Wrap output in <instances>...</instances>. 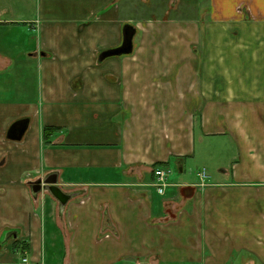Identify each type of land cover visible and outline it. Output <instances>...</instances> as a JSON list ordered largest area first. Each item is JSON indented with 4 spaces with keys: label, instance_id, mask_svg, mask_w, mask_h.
Segmentation results:
<instances>
[{
    "label": "crops",
    "instance_id": "obj_1",
    "mask_svg": "<svg viewBox=\"0 0 264 264\" xmlns=\"http://www.w3.org/2000/svg\"><path fill=\"white\" fill-rule=\"evenodd\" d=\"M2 239L0 264H264V0H0Z\"/></svg>",
    "mask_w": 264,
    "mask_h": 264
},
{
    "label": "water",
    "instance_id": "obj_2",
    "mask_svg": "<svg viewBox=\"0 0 264 264\" xmlns=\"http://www.w3.org/2000/svg\"><path fill=\"white\" fill-rule=\"evenodd\" d=\"M135 28L133 25L127 23L123 25L122 27V41L121 44L117 47L106 49L102 51L98 58L100 60L110 57V56H119V55H125L132 52L133 48V36L135 34ZM27 119H19L11 124V126L8 128L7 131V137L13 140H19L26 127H27ZM43 184H45V188L54 196V198L61 204L64 205L66 201L70 198L71 195L63 192L59 186L57 185V180L54 178L53 175H50L49 177L45 178L43 181ZM41 180H38L34 182L31 186L32 192L37 193L41 189ZM9 237V236H8ZM7 237V238H8ZM6 242V239H2L0 241V247L2 244Z\"/></svg>",
    "mask_w": 264,
    "mask_h": 264
},
{
    "label": "built area",
    "instance_id": "obj_3",
    "mask_svg": "<svg viewBox=\"0 0 264 264\" xmlns=\"http://www.w3.org/2000/svg\"><path fill=\"white\" fill-rule=\"evenodd\" d=\"M169 173H170V170L167 168H155L153 170V175L155 179L154 182L157 187V191L159 193H163L164 189L169 185L168 184ZM200 176H201V179L203 180L205 176L204 170L200 173Z\"/></svg>",
    "mask_w": 264,
    "mask_h": 264
},
{
    "label": "rangeland",
    "instance_id": "obj_4",
    "mask_svg": "<svg viewBox=\"0 0 264 264\" xmlns=\"http://www.w3.org/2000/svg\"><path fill=\"white\" fill-rule=\"evenodd\" d=\"M11 3L13 4L14 9L17 10V13L18 14L21 13V12H26L27 13V11H28V4H29L28 2L27 3H24V2H15V1H12ZM9 5H10V2H9ZM167 5L168 4H166V6ZM171 172L177 174V168L172 167V170L170 171V173ZM170 173H169V175H170Z\"/></svg>",
    "mask_w": 264,
    "mask_h": 264
},
{
    "label": "trees",
    "instance_id": "obj_5",
    "mask_svg": "<svg viewBox=\"0 0 264 264\" xmlns=\"http://www.w3.org/2000/svg\"><path fill=\"white\" fill-rule=\"evenodd\" d=\"M57 129L52 127H45L43 129V138L45 139L50 134L54 133Z\"/></svg>",
    "mask_w": 264,
    "mask_h": 264
}]
</instances>
